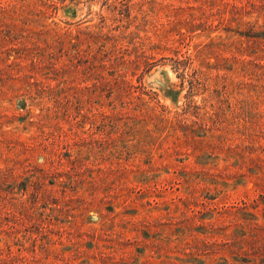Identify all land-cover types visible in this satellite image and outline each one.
Listing matches in <instances>:
<instances>
[{
	"label": "rangeland",
	"instance_id": "rangeland-1",
	"mask_svg": "<svg viewBox=\"0 0 264 264\" xmlns=\"http://www.w3.org/2000/svg\"><path fill=\"white\" fill-rule=\"evenodd\" d=\"M0 264H264V0H0Z\"/></svg>",
	"mask_w": 264,
	"mask_h": 264
}]
</instances>
